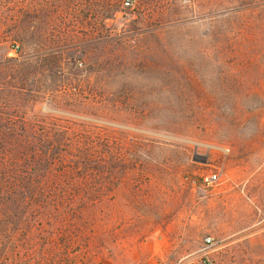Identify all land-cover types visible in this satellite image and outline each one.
I'll return each mask as SVG.
<instances>
[{"label":"rangeland","instance_id":"374dc122","mask_svg":"<svg viewBox=\"0 0 264 264\" xmlns=\"http://www.w3.org/2000/svg\"><path fill=\"white\" fill-rule=\"evenodd\" d=\"M17 1L23 2L0 0L7 8H0V22L15 20ZM124 1L70 2L71 10L91 5L93 11L82 13L89 18L114 10L102 20L100 34L79 48L119 59L120 39L121 60L129 69L138 57L149 62L126 79L102 87L97 82L98 106L108 116L76 114L49 101L36 107L156 141L152 150L132 149L137 162L145 169L166 163L154 171L155 183L149 176L131 185L125 179L103 199L104 221L113 232L117 226L118 235L110 232L100 246H74V264H202L204 258L211 264H264V0L244 7L236 0H132L129 6ZM25 2L39 3L43 22L58 25L50 4L63 6L61 0ZM146 30L152 32L138 35ZM159 30L170 49L155 50L150 34ZM79 48L73 50L74 70L76 63L86 66ZM19 56L29 51L0 46V61ZM155 103L162 107L155 109ZM140 104L150 106L145 118L128 113ZM211 173H219L217 183L203 185L202 176ZM150 185L151 193H143Z\"/></svg>","mask_w":264,"mask_h":264},{"label":"trees","instance_id":"16d2710c","mask_svg":"<svg viewBox=\"0 0 264 264\" xmlns=\"http://www.w3.org/2000/svg\"><path fill=\"white\" fill-rule=\"evenodd\" d=\"M71 1L61 0L63 6L50 4L51 17L58 25L51 19L43 22L42 6L25 0L14 3L18 16L11 24L0 22V28L5 27L0 46H10L16 53L29 51L26 58L0 61V264H74V246L79 251L92 241L98 245L110 232L118 235V227L114 226L113 232L104 221L103 199L116 192L125 179L131 185L149 176L155 183L154 171L166 163L157 162L145 169L137 162L136 150L132 149L152 150L158 146L156 141L36 107L49 101L57 109L104 118L109 112L98 106L97 82L102 87L149 65L148 60L138 57L139 64L129 69L121 60L120 39L115 44L119 59L84 45L79 48L77 44L100 34L102 20L114 10L108 7L105 16L95 12L89 18L82 13L93 11L91 5L81 8L79 3L71 10ZM118 1L122 3H110ZM252 1L236 3L244 7ZM0 8L7 9L5 4ZM69 9L73 14L66 13ZM151 32L138 35L145 37ZM150 37L156 51L170 49L163 30ZM74 48H79L77 55L86 65L76 63L78 70L73 67ZM61 72L67 75L61 76ZM158 106L162 104H154L155 109ZM135 109L128 113L137 112L145 118L150 106L140 104ZM179 172L182 170L173 174ZM151 185L143 193H151Z\"/></svg>","mask_w":264,"mask_h":264},{"label":"built area","instance_id":"2783aa9c","mask_svg":"<svg viewBox=\"0 0 264 264\" xmlns=\"http://www.w3.org/2000/svg\"><path fill=\"white\" fill-rule=\"evenodd\" d=\"M124 4L126 6H129L130 4H132V0H126ZM218 179H219V173H211V174L202 176L201 181L203 185L211 186L212 184L217 183ZM211 241H212L211 238L205 239L206 245H210L212 243ZM202 264H211V262L207 258H204L202 260Z\"/></svg>","mask_w":264,"mask_h":264}]
</instances>
